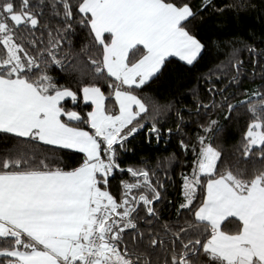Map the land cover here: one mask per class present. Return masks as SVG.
Instances as JSON below:
<instances>
[{"label":"snow or ice","instance_id":"6c2138e0","mask_svg":"<svg viewBox=\"0 0 264 264\" xmlns=\"http://www.w3.org/2000/svg\"><path fill=\"white\" fill-rule=\"evenodd\" d=\"M258 7L264 20V0H0V264H264V47L221 24L200 36ZM210 49L193 83L151 91ZM241 109L251 172L214 144L213 117ZM140 135L179 152L124 164Z\"/></svg>","mask_w":264,"mask_h":264},{"label":"trees","instance_id":"16d2710c","mask_svg":"<svg viewBox=\"0 0 264 264\" xmlns=\"http://www.w3.org/2000/svg\"><path fill=\"white\" fill-rule=\"evenodd\" d=\"M257 5H260V0H255ZM260 8L249 9L247 12L241 13L240 16L229 15L225 18H220L219 20L216 17H213L210 20H207L204 25L201 26L200 36L206 40L211 41L216 38L220 33V28L217 27V24L226 25L224 32L227 34H236L243 39L252 42V37H255L257 44L260 47L264 45L259 44V40L264 34V20L260 19ZM77 46L79 42L77 41ZM222 58V57H221ZM247 54H245V59ZM212 50L205 52L203 58L200 61V64L197 65L196 69H189L182 66V62L178 63L175 60L172 64L168 65V68L165 71L164 76L159 80L154 81L151 85V91L158 96H164L169 93L175 92L177 89H182L187 85L193 83V76L197 70L203 71L206 70L208 66H211L213 62ZM259 79V69H257V78L256 79H245L242 88L252 89L261 84ZM187 102V101H186ZM220 121L222 126V131L218 134L214 144L222 148L225 157L233 164H236L240 168H247L249 172L253 169V162L251 160H246L239 156V153L236 152V145L238 144L242 132L246 127L248 122V117L245 115L244 110H239V113L233 114V119L224 120L223 115L214 116ZM189 135L196 133L197 128L195 125H191L186 129ZM130 151L122 154V160L124 164H133L139 163L140 159L145 158L150 164H154L158 158L161 160L162 169L165 166L163 157L168 156L173 152H179L177 148V140L175 137L171 139L168 144H165L163 141L159 144H156L154 141L149 144L144 142L143 136H137L134 141L128 144ZM191 156L187 158L180 156L179 162H173L172 168L174 171L169 169L168 175L172 177L173 183H169L167 186V198L169 200L178 201L180 192H179V183H180V173L182 171L189 170L185 167L186 164H190ZM256 168L261 167L260 163L255 164ZM163 170L161 171V177L163 178ZM115 183V182H114Z\"/></svg>","mask_w":264,"mask_h":264}]
</instances>
